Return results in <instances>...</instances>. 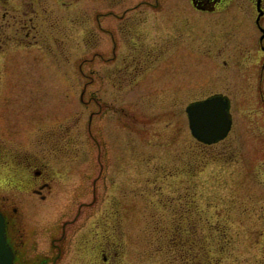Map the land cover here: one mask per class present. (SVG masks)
Wrapping results in <instances>:
<instances>
[{
  "label": "rangeland",
  "instance_id": "1",
  "mask_svg": "<svg viewBox=\"0 0 264 264\" xmlns=\"http://www.w3.org/2000/svg\"><path fill=\"white\" fill-rule=\"evenodd\" d=\"M45 2L53 47L27 56L36 46L23 47L20 58L29 74L44 70L48 90L33 94L46 102L29 95L5 113L28 132L14 149L54 171L56 192L37 211L51 229L40 246L55 229L58 246L67 223L60 264L91 261L97 247H80L106 241L118 264H264V111L248 78L264 59L249 26L255 4L212 13L189 0ZM223 93L228 132L196 138L186 106ZM9 170L2 192L15 187Z\"/></svg>",
  "mask_w": 264,
  "mask_h": 264
},
{
  "label": "flooded vegetation",
  "instance_id": "2",
  "mask_svg": "<svg viewBox=\"0 0 264 264\" xmlns=\"http://www.w3.org/2000/svg\"><path fill=\"white\" fill-rule=\"evenodd\" d=\"M189 1L193 9L201 12L219 13L224 10L228 12L226 9H231L233 6L242 8L238 4V0ZM248 1L254 3L258 11V14L253 19L254 21L249 22V26L251 25V28L254 30L253 45H256L261 55L264 56V0ZM12 3L10 0H0V34H2L0 35V212L4 216L5 237L12 252V264H60L59 258L62 257L64 249L63 243L68 240L67 237L63 238L67 232V223L62 224L63 230L61 233H63V236L62 238H58L61 241H59L60 243L58 242V246H56L57 240L55 239L57 236H54L56 229L51 237L52 243L56 244L55 246L52 244L47 248H43L39 244L45 241L46 236L48 234L50 235L51 232L49 222L44 217L43 212L37 213V211L41 209L43 204L47 205L50 203L53 194L56 192L54 171L51 172L49 170L50 166L46 159H38L36 155L29 154L28 152L21 154V150L14 149L15 147L10 142L19 141L20 138L26 139L28 132L25 133L16 129L10 120L5 119L6 109L16 104L26 103L29 100L27 99L29 95L34 98L32 100L30 99L33 103L36 101L41 103L46 102V100H39L37 96L35 100L33 94L48 90L49 82L46 74L43 73L44 70H40L41 73H35L34 71L29 74V70L24 63V58L21 59L20 57L22 56L23 47L32 48L36 46L35 50H32L30 53L26 50L25 56L28 54L32 55L34 51H36V54L38 51L41 54L48 53L49 48L51 50L53 46L49 47L51 42L48 39V35H50L49 31L46 30L47 35H44L42 27L45 26L47 28V26H54V24L49 20L50 14L45 0H19L15 4L13 3L14 5ZM8 6L11 8L10 11L7 9ZM16 8L20 10L19 13L16 11ZM36 8L42 11H38ZM33 15L41 20L37 26L33 23L31 24L34 19ZM237 23L238 25L243 24V22ZM33 26L40 29H37V32L32 35L31 30ZM9 27L12 29L11 32L8 31ZM140 47H134L136 49L130 51L128 54L131 62L137 59L139 55L138 51L141 49ZM234 48V50L239 52L240 49L236 45ZM226 49L227 56L235 57V54H238L231 52L228 45ZM223 52H225V48ZM128 56H126L127 59ZM239 59L241 58L239 57ZM254 70V74L251 73V76H248L253 81L250 87L254 88L255 86V89L259 92L263 102L262 110L264 111V59L260 67ZM255 79L257 81L256 84L254 82ZM241 80L242 83L248 82L243 78ZM230 106L231 101L229 108ZM48 115L49 113H47L45 119ZM230 116L233 122L234 118L231 112ZM42 122H45V120ZM4 169L7 172L10 171L9 169H12L17 177V180L12 179V181L14 180L15 187L11 192H2V188L4 190L6 189V182H2V172ZM46 229L47 234H44ZM96 233H98L97 229L93 231L91 236V238L94 237L95 239L90 238L94 242L97 240ZM36 243L38 245H35ZM78 246L76 245V248ZM112 246L113 243L110 241H106V243L100 246L98 244L95 246H82L80 249H86L87 247L89 251H92L90 248L97 247L96 251L98 252H95L96 257L94 259L91 258V261H82L80 259V261H77L73 259V255L64 264H118L117 251H114L113 248L111 249Z\"/></svg>",
  "mask_w": 264,
  "mask_h": 264
},
{
  "label": "water",
  "instance_id": "3",
  "mask_svg": "<svg viewBox=\"0 0 264 264\" xmlns=\"http://www.w3.org/2000/svg\"><path fill=\"white\" fill-rule=\"evenodd\" d=\"M228 108V99L221 94L187 105L186 111L193 135L208 143L223 137L231 126ZM0 264H12V253L4 238L3 217L1 215Z\"/></svg>",
  "mask_w": 264,
  "mask_h": 264
},
{
  "label": "bare ground",
  "instance_id": "4",
  "mask_svg": "<svg viewBox=\"0 0 264 264\" xmlns=\"http://www.w3.org/2000/svg\"><path fill=\"white\" fill-rule=\"evenodd\" d=\"M44 234H47V229L44 231Z\"/></svg>",
  "mask_w": 264,
  "mask_h": 264
}]
</instances>
